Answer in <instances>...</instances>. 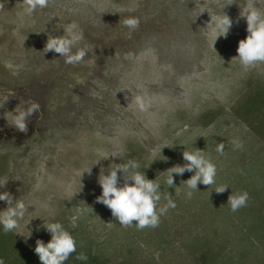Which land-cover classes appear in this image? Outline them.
<instances>
[{
    "label": "rangeland",
    "instance_id": "374dc122",
    "mask_svg": "<svg viewBox=\"0 0 264 264\" xmlns=\"http://www.w3.org/2000/svg\"><path fill=\"white\" fill-rule=\"evenodd\" d=\"M0 2V100L14 94L0 107V178L9 179L0 192H10L28 209L19 227L9 232L26 254L38 256L37 239L51 240L44 223L58 222L71 233L85 220L93 234L102 233L115 221L96 202L102 194V167L132 160L143 172L160 159L156 178L164 177L172 160H180L182 142L192 145L198 138L202 116L217 111L232 115L250 84L264 81V64L245 71L235 58L239 41L248 35L246 19L239 14L249 0L225 6L232 27L214 48L212 22L223 15L227 0H54L32 16L17 15L22 0ZM253 2L264 10V0ZM129 16L139 18L138 30L122 26ZM72 22L83 33L76 48L87 51L76 66L65 64L54 51L43 53L48 35H63ZM127 53L134 59H125ZM138 94L151 101L147 113L132 102ZM33 101L40 111L29 118L28 132H19L10 126L13 115ZM229 130L233 138L226 146L233 139L241 142L238 128ZM177 142L180 148L169 155ZM113 152L120 158L94 165ZM89 168L91 174L81 178ZM118 176L122 185L123 174ZM7 207L0 201V211ZM152 251L146 249L148 255ZM18 254L24 263L23 253L13 255Z\"/></svg>",
    "mask_w": 264,
    "mask_h": 264
},
{
    "label": "trees",
    "instance_id": "16d2710c",
    "mask_svg": "<svg viewBox=\"0 0 264 264\" xmlns=\"http://www.w3.org/2000/svg\"><path fill=\"white\" fill-rule=\"evenodd\" d=\"M199 120L203 129L198 138L192 145L182 142L181 158L173 159L171 167L186 163L182 155L185 150H203L213 161L219 155L215 151L217 143L223 142L224 155L213 162L217 167L216 184H198V191L188 199L183 181L194 172L173 174L177 189L168 188L164 183L167 173L156 178L157 168L162 167L160 159L156 160L141 173L161 183L158 207L166 204L168 193L176 207L161 216L158 227L142 231L134 225L122 227L115 220L95 235L91 226L84 225L85 220L79 221L70 233L76 241V251L65 264H264V81L250 84L232 115L217 111ZM230 127L241 133L242 149H234L233 144L226 146L227 140L233 138ZM176 146L168 151L169 155L180 148V142ZM219 185L228 188L218 194L213 188ZM243 191L249 194L247 206L230 211L229 195ZM11 239L9 232L0 235V260L4 264H41L38 256L18 249ZM150 248L153 251L148 255L146 249ZM14 252L23 253L25 262ZM80 253L88 259L77 260Z\"/></svg>",
    "mask_w": 264,
    "mask_h": 264
},
{
    "label": "clouds",
    "instance_id": "9594fccd",
    "mask_svg": "<svg viewBox=\"0 0 264 264\" xmlns=\"http://www.w3.org/2000/svg\"><path fill=\"white\" fill-rule=\"evenodd\" d=\"M50 3H54V0H22L23 9L17 15L32 16L37 9L47 8ZM231 4H233L232 0H227L222 7V12L225 6ZM240 8L239 15L241 18L246 19L248 35L245 39L239 41L236 49L238 55L235 58H238L241 67L247 71L252 67L264 64V10L256 7L253 0H249L246 6ZM2 9H4V3L0 2V10ZM205 9L209 12L208 8ZM212 23V46L214 48L217 38L226 37L229 33L232 27V20L223 12V15L218 16ZM139 25V18L134 16H129L122 21V26L127 28L129 32L138 30ZM82 40L83 33L79 25L72 22L63 28V35L55 37L48 35L43 53L54 51L60 57H64L65 64L76 66L81 64L87 55L85 48H76ZM73 48H76L75 52ZM124 58L134 59V54L127 53ZM6 67L11 69L13 65L11 62H6ZM123 90L125 89L120 91ZM10 96H14V94L9 93L3 96V99L0 100V107L4 106ZM93 96L98 98L96 93H93ZM125 99H128L127 95H125ZM132 102L136 110L141 113H147L152 106L151 101L140 94L136 95ZM39 111V103L31 102L26 108L15 112L10 126L15 127L19 132L27 133L29 118ZM231 143L234 149L243 148V144L237 139H233ZM224 149L225 144L223 142L217 143L215 151L218 154L224 155ZM182 155L186 163L182 166L178 164L167 169L164 183L168 188L175 187L176 190L173 174L183 175L186 171L194 172V175L183 181L186 188L185 195L188 199H191L193 193L198 191V184L208 187L216 184L217 167L210 158L204 155L203 150L197 149L194 152L185 150ZM109 157L120 158V154L113 152L108 155H101L94 165L98 164L101 159H108ZM139 168V163L132 160L127 163H113L107 169L102 167L98 177L102 194L96 197V202L106 206L111 211L112 217L122 227L128 228L134 225L137 230L142 231L145 228L158 227L161 216L166 214L169 209L175 208L176 204L172 200L171 194L168 193L165 196L166 204L158 207L161 200V183L156 179L146 178L144 173L138 171ZM85 172L91 174V168L83 171L80 174L81 178ZM118 172L123 174L122 185L120 184ZM8 181L7 177L0 178V188H6ZM227 188V185H219L213 189L216 193L221 194ZM248 200L249 194L247 191L237 192L229 195L227 205L230 211L237 212L247 206ZM0 201H4L8 205L5 210L0 211V226H2L5 233L12 232L19 227V221L25 217L28 209L23 200H14L12 194L8 191L0 192ZM43 226L51 234V240L45 244L42 240L37 239L34 252L38 255L41 264H65L69 256L76 251L75 239L58 222L44 223ZM76 259L86 261L88 257L86 254L80 253ZM0 264H4V261L0 260Z\"/></svg>",
    "mask_w": 264,
    "mask_h": 264
}]
</instances>
